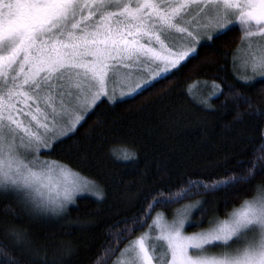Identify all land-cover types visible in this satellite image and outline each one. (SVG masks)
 <instances>
[{
	"label": "snow or ice",
	"instance_id": "obj_1",
	"mask_svg": "<svg viewBox=\"0 0 264 264\" xmlns=\"http://www.w3.org/2000/svg\"><path fill=\"white\" fill-rule=\"evenodd\" d=\"M234 25L241 37L233 67L252 74L238 79L245 86H255L257 80L264 85V0H0V191L52 215L63 213L78 193L102 199V186L83 181L65 164L41 160L39 153L74 135L99 104L135 98L167 79ZM121 69L128 70L129 83L117 97L108 85ZM211 89L205 106L225 95L215 81ZM231 94L237 109L245 104L250 115H264L247 97ZM241 115L237 110L234 120ZM117 159L134 163L135 153L124 150ZM256 159L264 156L255 158L244 174L211 183L189 179L176 191L167 189V195L148 189L143 215L125 220L123 228L114 225V239L119 242L142 227L157 206L250 184L264 174V167L257 171ZM251 191L223 219L205 221L201 211L192 220V209L202 210L203 200L175 210L171 221L157 213L114 264H264V185ZM186 225L199 230L186 234ZM9 234L16 244L25 240V233L15 228ZM71 251L70 242L63 245L51 264H65L63 256ZM0 257V264H18L5 247H0Z\"/></svg>",
	"mask_w": 264,
	"mask_h": 264
},
{
	"label": "trees",
	"instance_id": "obj_2",
	"mask_svg": "<svg viewBox=\"0 0 264 264\" xmlns=\"http://www.w3.org/2000/svg\"><path fill=\"white\" fill-rule=\"evenodd\" d=\"M240 37L239 28L233 26L227 34L201 46L197 59L135 98L99 104L74 135L61 139L54 150L42 152L43 158L65 164L102 186L104 196L99 200L90 194L77 196L63 213L52 215L26 206L12 192L0 191V247L7 248L18 264H51L70 242L72 251L63 256L65 264H96L97 257L101 264H112L156 212L170 215L185 203L203 200V209L196 210L192 220L201 211L206 212L205 221L212 216L223 219L253 194L254 185H264V174H257L250 184L193 195L167 208L157 206L142 227L119 242L114 239L118 231L114 225L123 228L125 220L143 215L148 189L167 195V189L176 191L189 179L211 183L244 174L255 158L264 156V115H250L245 104L237 109L231 94L239 93L264 110V85L257 80L255 86H245L233 69V50ZM213 81L225 95L209 99L205 106ZM237 110L242 114L239 121L234 120ZM124 150L135 153L134 163L117 159ZM256 165L259 172L264 159H256ZM13 228L25 233L19 244L9 234ZM109 247L112 251L106 253Z\"/></svg>",
	"mask_w": 264,
	"mask_h": 264
},
{
	"label": "rangeland",
	"instance_id": "obj_3",
	"mask_svg": "<svg viewBox=\"0 0 264 264\" xmlns=\"http://www.w3.org/2000/svg\"><path fill=\"white\" fill-rule=\"evenodd\" d=\"M234 26H236V25H234ZM236 27H238V26H236ZM239 28V27H238ZM241 33V32H240ZM232 59H233V56H232ZM233 64V63H232ZM233 69H234V72H235V74H236V76H241V75H245V74H247V75H252L250 72H248V73H245L244 72V70L242 69V68H240V67H233ZM127 69H121V71L117 74V76H115L114 77V79H113V81L112 82H110L109 83V85H108V91H109V93H111L112 91H113V89L115 88V90H116V95H117V97H119V92H120V90H121V87L122 86H124V90L126 91V85L129 83V80H128V77H127ZM133 80H135V77H133ZM81 115H84L82 112L80 113ZM42 152H44V151H41L40 153H39V158L41 159V160H47V159H45V158H43V156H42ZM79 176V175H78ZM83 181H87L86 179H84V178H82L81 176H79ZM84 194H90V193H88V192H83V193H78V194H76L75 195V197H77V196H80V195H84ZM91 195V194H90ZM74 197V198H75ZM194 202H196V201H193V202H189V203H185L184 205H182V206H180V207H177V208H175L172 212H171V214L170 215H165V218L168 220V221H171L173 218H174V215H175V210H180V209H182V207L183 206H185V205H189V204H193ZM31 206V205H30ZM197 209L196 208H193L192 209V214L196 211ZM39 213H42V212H39ZM157 213H162V212H156L155 214H154V216L157 214ZM49 214V213H48ZM191 218H192V215H191ZM151 221H152V219H151ZM151 221H150V223H151ZM149 223V224H150ZM148 224V225H149ZM189 226L188 225H186V227H185V229H184V231H185V233L186 234H190V233H192V232H195V231H198L199 229H196V230H188L187 228H188ZM148 228V226H146V228L141 232V233H143V232H145L146 231V229ZM140 233V234H141ZM139 234V235H140ZM119 256H120V252H119V254H118V256L114 259V261L112 262V264H114V262L119 258Z\"/></svg>",
	"mask_w": 264,
	"mask_h": 264
}]
</instances>
